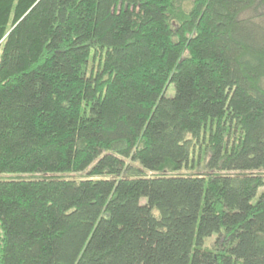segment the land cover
<instances>
[{
  "label": "trees",
  "instance_id": "trees-1",
  "mask_svg": "<svg viewBox=\"0 0 264 264\" xmlns=\"http://www.w3.org/2000/svg\"><path fill=\"white\" fill-rule=\"evenodd\" d=\"M263 172L264 0H0V264H264Z\"/></svg>",
  "mask_w": 264,
  "mask_h": 264
},
{
  "label": "rangeland",
  "instance_id": "rangeland-1",
  "mask_svg": "<svg viewBox=\"0 0 264 264\" xmlns=\"http://www.w3.org/2000/svg\"><path fill=\"white\" fill-rule=\"evenodd\" d=\"M174 94H175V89H174L173 86H170L167 95L171 97V96H174ZM205 172H206L205 169L203 168V166H201V167L199 168V170H194V171H184V172H182V174H186V175H189V174H204ZM263 173H264V172H263ZM70 177L73 178V179H80V178H83L84 175H80V174H72V175H70ZM262 191H263V189L260 190V193H261ZM215 239H216V236H214L212 239H209V241L207 240V242H206V243H207V246H208V247H212V245H213Z\"/></svg>",
  "mask_w": 264,
  "mask_h": 264
}]
</instances>
